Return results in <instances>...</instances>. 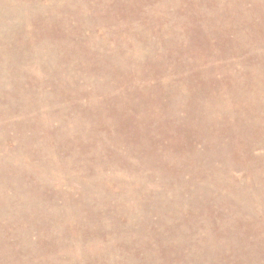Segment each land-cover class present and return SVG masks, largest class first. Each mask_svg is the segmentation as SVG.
I'll return each instance as SVG.
<instances>
[{"label": "rangeland", "instance_id": "rangeland-1", "mask_svg": "<svg viewBox=\"0 0 264 264\" xmlns=\"http://www.w3.org/2000/svg\"><path fill=\"white\" fill-rule=\"evenodd\" d=\"M0 264H264V0H0Z\"/></svg>", "mask_w": 264, "mask_h": 264}]
</instances>
